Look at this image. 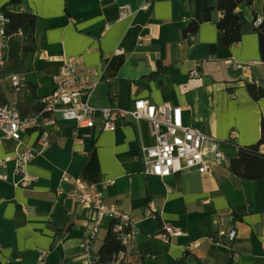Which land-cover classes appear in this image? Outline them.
Segmentation results:
<instances>
[{"label": "crops", "instance_id": "1", "mask_svg": "<svg viewBox=\"0 0 264 264\" xmlns=\"http://www.w3.org/2000/svg\"><path fill=\"white\" fill-rule=\"evenodd\" d=\"M8 0H0V6ZM216 0H22L14 11L36 16V50L23 53L21 34L8 36L0 68V103L13 104L22 118L39 110L37 99L51 88V77L62 56L73 57L80 71L96 69L98 81L88 104L97 110H130L134 101L170 103L182 107L184 125L199 128L218 142L225 157L212 165L211 174L195 171L159 179L143 173L141 149L154 143L144 121L117 120L113 131L77 128L62 120L47 127L27 129L21 144L3 138L0 131V264H93L111 224L104 221L91 247L83 240L90 224L77 203L57 191L71 184L62 172L104 186V202L127 212L137 234L118 257V264H264V178L242 180L229 172L237 148L255 144L260 137L264 98L253 100L245 85L264 83V64L258 37L245 30L231 47L220 44L214 10L203 22L205 10ZM130 13L119 18L121 6ZM147 5V8L144 6ZM263 0L236 8L239 23L251 25L261 18ZM197 33L185 39L189 22ZM153 27L154 38L138 46ZM228 60L253 62L249 71L235 70ZM196 69L200 84L189 82ZM27 82L15 93L10 75ZM33 92V94H31ZM233 95V96H231ZM3 101V102H1ZM50 146L26 165V186L14 174V157L25 146L37 149L44 130ZM233 134V135H232ZM259 151L264 154V145ZM152 203V216L144 209ZM159 217V223L155 220ZM232 216L233 220H230ZM233 227L237 237L226 242L215 237L219 229ZM167 229L180 234L167 238ZM185 253L187 255L185 256Z\"/></svg>", "mask_w": 264, "mask_h": 264}, {"label": "built area", "instance_id": "2", "mask_svg": "<svg viewBox=\"0 0 264 264\" xmlns=\"http://www.w3.org/2000/svg\"><path fill=\"white\" fill-rule=\"evenodd\" d=\"M147 8V5L144 6ZM130 13L129 6L119 7V18ZM261 18L255 19L254 27L260 25ZM8 19L0 10V68L4 64V53L7 45L6 27ZM154 38L153 27L149 33L141 37L138 46L149 43ZM73 57L62 56L58 72L51 77L50 91L37 99L39 110L36 114L22 118L13 104L0 103V131L3 138L14 140L21 144V135L31 127H47L55 123L59 116L62 120L73 121L77 128H93L97 123L94 118L100 113L99 128L103 131H113L117 120L129 119L133 123L144 121L147 124L154 143L141 149V163L143 173L147 176L163 179L175 173L195 171L201 176L211 174L212 165H219L225 161L224 155L218 148V142L207 136L199 128L184 125L182 120V107L173 106L170 103L153 104L147 99L134 101L130 110L117 107L104 109L92 108L89 98L98 81L96 69L80 71L75 66ZM233 69L242 72L249 71L253 62L238 63L228 60ZM11 88L15 93H21L27 89V82L18 74L10 75ZM189 82L200 84L201 75L196 69L189 73ZM264 87V83H255ZM233 96V95H231ZM233 135V134H232ZM51 142L48 130H44L38 141V148L24 147L22 153L15 155L14 174L20 175L22 186H26L30 177L25 172V167L37 156H42L49 148ZM12 160L6 157L0 160V167ZM0 175V180H5ZM62 181L70 182L71 187L67 192L57 191L58 196H64L74 200L79 209L85 212V218L89 221V228L83 240V247L88 250L96 240L99 229L104 221H109L113 230L119 235V239L126 249L128 243L137 234V229L127 212L120 210L116 205H107L104 202V186L86 182L78 177H71L66 171L62 172ZM152 203L148 202L144 209L146 216H152ZM230 220H233L230 216ZM167 238L180 234L179 231L167 229ZM217 239L228 243L233 242L237 232L233 227L219 229L215 233ZM44 252H40L38 264L44 263Z\"/></svg>", "mask_w": 264, "mask_h": 264}, {"label": "trees", "instance_id": "3", "mask_svg": "<svg viewBox=\"0 0 264 264\" xmlns=\"http://www.w3.org/2000/svg\"><path fill=\"white\" fill-rule=\"evenodd\" d=\"M21 3L22 0H8L4 5L0 6V10L8 19L6 34L7 36H12L20 33L23 41V53L34 52L36 50L34 37L36 16L27 12L14 11L13 8L19 7ZM242 3L250 4L251 0H216L214 6H210L205 10L202 21L209 22L211 20V12L214 10L221 14L215 26L220 33V44L224 47H231L237 44L245 30L254 32L258 37L260 60L264 64V0L261 22L258 27L253 26V22L258 17H254L251 25L246 27L239 23L236 8ZM198 27V22H189L182 30L183 37L187 39L190 36H194ZM245 87L253 100L257 101L264 98V87L256 86L255 84H246ZM261 145H264V116L260 119V137L258 141L253 145L237 148L236 157L230 159L229 172L242 180L254 181L264 178V154L259 151ZM154 218L159 223V217L155 216ZM123 252L124 247L119 235L110 224L97 253V259L93 264H118V257ZM186 255L187 253H185ZM172 264H178V262H173ZM194 264H201V262L195 259Z\"/></svg>", "mask_w": 264, "mask_h": 264}]
</instances>
